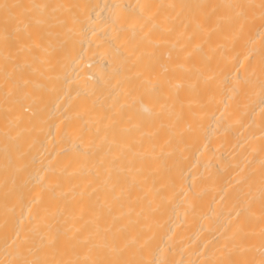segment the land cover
<instances>
[{
	"label": "bare ground",
	"instance_id": "bare-ground-1",
	"mask_svg": "<svg viewBox=\"0 0 264 264\" xmlns=\"http://www.w3.org/2000/svg\"><path fill=\"white\" fill-rule=\"evenodd\" d=\"M260 2L0 0V262L261 264Z\"/></svg>",
	"mask_w": 264,
	"mask_h": 264
},
{
	"label": "snow or ice",
	"instance_id": "snow-or-ice-1",
	"mask_svg": "<svg viewBox=\"0 0 264 264\" xmlns=\"http://www.w3.org/2000/svg\"><path fill=\"white\" fill-rule=\"evenodd\" d=\"M44 7L45 6L43 5H23V4H8V3L0 4V11H2L3 13L2 17H0V25H2L3 27L5 39L6 40L8 39L10 29H12V26L17 22V20L21 16L30 14L33 9L42 10ZM228 7H231L236 10V18L241 23L248 22L255 18L254 14L250 13V10L257 7L256 5L235 4V5H229ZM258 7L260 8L259 19L261 23L264 24V0H261ZM10 56H11V53H10ZM261 72L264 73V58H262V61H261ZM240 84L241 82L239 80L235 81L236 90H239ZM12 86L16 87L15 82H13ZM262 196H264V192H262ZM27 244H28L27 239L21 242L20 246L17 248V256L19 258L13 261H9L8 264H53L52 261L46 259L41 254L40 248H37L35 250L31 247L26 248ZM25 248L27 252L30 254L31 258L23 255ZM120 251H123V250L121 249ZM0 264H3V262H0ZM92 264H147V262L136 260V259H120L119 253H117L116 258L97 259V260L92 261ZM160 264H167V262H160ZM226 264H247V262L246 261H228L226 262ZM261 264H264V261H262Z\"/></svg>",
	"mask_w": 264,
	"mask_h": 264
}]
</instances>
